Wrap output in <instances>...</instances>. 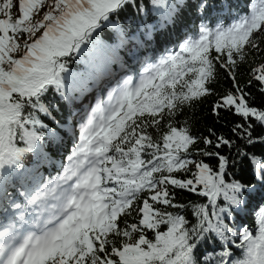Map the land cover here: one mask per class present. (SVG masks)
<instances>
[{
  "label": "snow or ice",
  "instance_id": "6c2138e0",
  "mask_svg": "<svg viewBox=\"0 0 264 264\" xmlns=\"http://www.w3.org/2000/svg\"><path fill=\"white\" fill-rule=\"evenodd\" d=\"M0 264H264V0H0Z\"/></svg>",
  "mask_w": 264,
  "mask_h": 264
},
{
  "label": "trees",
  "instance_id": "16d2710c",
  "mask_svg": "<svg viewBox=\"0 0 264 264\" xmlns=\"http://www.w3.org/2000/svg\"><path fill=\"white\" fill-rule=\"evenodd\" d=\"M249 6L252 3H255L256 0H246ZM185 24L191 25L192 21L186 19L184 21ZM198 23V21H197ZM188 28L183 27L182 25L178 24L177 28L175 29L172 40L175 41L176 37L181 35L183 32H187ZM103 35V34H102ZM157 40L159 42V46L166 47L171 44H165L164 37L158 35ZM241 84L246 83L248 76H247V66L241 68V75L238 77ZM218 92L223 91L225 88L231 87V81L225 80L221 78L219 82L215 85ZM254 93L257 102H259L262 97L260 96L259 92L256 89H251ZM215 97L209 96L207 99L203 100L202 102L197 103L193 108L189 109L186 113V117H181V119L187 118L193 125V131L199 134L208 135L207 129L209 127L215 128L218 134L220 133H228L229 126L234 124V122H238L239 117L235 114L228 113L226 111H221L219 118L212 112V103L214 102ZM226 151V150H225ZM257 155H259V149H255ZM54 174V173H53ZM183 196L187 197L188 199H195L194 194H189L187 192L182 193Z\"/></svg>",
  "mask_w": 264,
  "mask_h": 264
}]
</instances>
